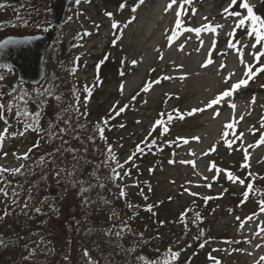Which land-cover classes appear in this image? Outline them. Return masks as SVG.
Masks as SVG:
<instances>
[{"label": "rangeland", "instance_id": "1", "mask_svg": "<svg viewBox=\"0 0 264 264\" xmlns=\"http://www.w3.org/2000/svg\"><path fill=\"white\" fill-rule=\"evenodd\" d=\"M1 2L5 5L16 1ZM249 2L264 18V0ZM170 3L171 0H143L142 3L140 0H81L79 4H71L65 24L58 28L55 21V25L49 22L52 5L46 3L31 9L34 3L30 0L27 7L36 23L33 25H30L32 21L30 24L18 21L10 7H0V41L11 36L55 33L58 40L51 43L47 53V71L61 81L68 77L65 72L74 57L79 58L75 60L77 80L84 84L98 80L97 86L101 85L96 89L97 97L86 105L92 119L100 120L108 112L114 114V108H125L109 118L113 120L111 141L115 161L123 166L118 168L122 175L120 191L132 193L144 202L150 183L154 208L159 209L163 204L167 209L163 211L167 212L165 216L168 218L169 214L174 220H179L185 209L193 211L198 200L205 201L203 197H213L207 200L206 224L198 222L204 220L200 219L201 214L197 223L192 222L195 229L191 234L181 236L183 223L182 228L175 225L171 232L166 231L180 252L177 264H264V231L261 230L264 229V212L258 205L264 199L261 195L264 193V144H259L264 135V72L217 106L218 116L213 109L188 115L193 109L203 108L229 84L246 78V65L252 64L255 70L259 64H264V57L259 64L255 59L257 52H264V46L255 44L254 34H246L251 32L250 21L244 28H238L239 18L224 13L231 0H191L190 3L176 0L169 8ZM231 10L246 15L239 3ZM109 12L113 14L111 17ZM177 21L182 25L179 30ZM113 23H117L118 28H113ZM204 25H212L214 31L187 30L202 29ZM45 28L48 31H44ZM84 32L91 35L82 38ZM169 36L174 38L169 40ZM230 44L236 47H229ZM209 59L213 63L202 67ZM107 61L109 67L103 71L97 67V63L106 65ZM133 61L137 63L133 65ZM222 64L226 65L223 69ZM229 73L234 75L226 84L224 80ZM15 75L0 71V76L4 77L0 81V92L4 93L7 85L18 81L16 71ZM231 103L236 105L234 109L229 106ZM169 115L172 119H168ZM157 120H163L164 124L155 126ZM229 123L233 128L226 127ZM154 126L155 131H152ZM6 127L7 134L0 144V167L21 168L17 157L28 152L32 139L26 134H15L21 130L10 117L7 124L0 119V134H4ZM184 139L188 143H184ZM226 140L231 142V148ZM153 142L166 147L158 148V153L147 157L146 144ZM138 145L143 148L142 152L137 151ZM213 148L215 150L210 151ZM173 160L175 163H170ZM181 161L194 162V166ZM126 172L130 174L125 175ZM228 173L238 179H229ZM24 182L27 181L21 184ZM40 182L43 184L42 180ZM249 183H253L254 188L245 197ZM0 188L6 189L5 183H0ZM18 189L14 187L13 191L18 192ZM54 190L51 184L42 186L38 203L41 212L46 210L53 220L57 233L51 236L57 245L65 234L66 215L73 214L77 204L70 200L68 208L57 205L56 211H50L44 200L46 194L55 195ZM7 197L9 195L0 193V211L12 210ZM190 216L197 217V213ZM250 216L252 219H247ZM11 245L5 257L10 262H18L29 254H22L21 244ZM5 258L0 255V264L6 263ZM46 261L41 259L38 264H46Z\"/></svg>", "mask_w": 264, "mask_h": 264}, {"label": "trees", "instance_id": "2", "mask_svg": "<svg viewBox=\"0 0 264 264\" xmlns=\"http://www.w3.org/2000/svg\"><path fill=\"white\" fill-rule=\"evenodd\" d=\"M15 1L5 5L1 2L0 5H3L1 9L10 7L11 12H16L18 21L24 24H30L32 21L30 25L36 24L32 14L28 13L27 5L30 0ZM32 1L34 4L31 9H34L36 5L44 6L46 3L50 7L52 5L51 0ZM49 12L51 15L49 22L54 24L51 8ZM56 27L60 28V26ZM57 40L58 38H55L54 42ZM75 60L77 59L74 57L73 64L70 63L67 66L68 71L65 73L68 77H64L61 81L55 79L48 70L45 81L38 87L26 86L15 81L7 85L4 90L3 102L14 105L20 103L21 108L24 107L23 103L15 101L13 97L19 95L21 90L26 91L32 97L27 108L30 112H35L37 103L33 100H35L36 91L44 92L45 89H51V95L41 97L47 99V106L43 110L38 125L41 131L30 129L24 132L31 137L30 148L33 150L29 153V159L19 158V163L23 165L22 174L15 176L3 174L5 181L3 183L9 195L7 197L9 207L12 210L4 208L0 211V238L7 241V247L0 246V255L4 258L8 256L6 254L12 249V243L22 245V254L29 252L20 260L16 259L18 262L14 260L10 262V259L5 258L4 264H38L41 259L44 262L47 260L46 264H56L55 261H58L57 264H92L93 261L95 264H177L180 257L173 259L172 253L177 252V249L166 231L169 229L171 232L175 225H180L182 228L181 223H183L185 227L183 232L180 231L181 236L183 233L191 234L195 229L192 222L197 223L199 218L191 217L190 214L194 216L196 213L202 214L200 219L204 218V220L198 222L202 225L206 224V208L209 202L198 200L199 203H195L193 211L185 209L180 213V219L174 220L169 214L168 218L165 216L167 212L163 213V211L167 209L163 207V204L159 209L154 208L151 203V195L154 192L150 183L145 192L147 199L144 202L140 198L136 199L133 197L134 194L129 192L125 193L124 197L120 196L122 175L113 159L114 144L111 141L113 120L108 119L107 124L103 123L104 119L111 118L115 113L108 112L100 120L92 119L86 105L97 97L96 89L101 85L97 86L98 80L86 84L77 80L74 72ZM108 61L106 65L102 62L97 63V67L103 71L104 68L109 67ZM0 71H7L11 76H16L11 68H0ZM52 79H55V82H51ZM85 85L91 88L90 94L85 91ZM14 87L17 89L15 93L11 92ZM55 97H59V100ZM85 112L86 116L81 115ZM4 116L7 119L10 117L16 127L24 131V124L17 122L15 107L11 112L5 110ZM100 127L104 128V138H101ZM37 143L39 147L33 148V145ZM153 144H149L150 147L147 146V150L144 151L147 157L158 153V148L162 150L166 147L156 142ZM109 146L112 150L111 155L108 153ZM66 149L76 151L71 152ZM49 153L54 155L49 156ZM58 156L61 159H58ZM42 157L46 162L40 164L38 162ZM60 169L64 171L57 177L56 173ZM113 169L120 173L119 179L115 178ZM40 180L43 184L39 183ZM23 181L27 182L21 184ZM47 184L55 187V195H45L47 199L44 201L49 207L54 204L60 205L62 209L68 208L70 200L77 204L72 211L73 214L69 212L66 215L65 234L57 245L54 236H51L57 233L55 226L52 225V218L46 210L40 213L35 211L40 207L38 202L42 192L41 187ZM14 187L19 188L17 192L19 195L15 197L16 204L12 203ZM82 189L84 191H81ZM30 195L31 199H29ZM26 201L28 207L24 208ZM148 206H151V211L148 210ZM143 219L144 221L141 222ZM197 229L200 230L199 227ZM117 232L120 235H117ZM43 246L45 248L41 249ZM30 249L32 251H29ZM85 250L89 254L87 257L84 255ZM149 250L158 252L159 255L150 259L146 254Z\"/></svg>", "mask_w": 264, "mask_h": 264}, {"label": "snow or ice", "instance_id": "3", "mask_svg": "<svg viewBox=\"0 0 264 264\" xmlns=\"http://www.w3.org/2000/svg\"><path fill=\"white\" fill-rule=\"evenodd\" d=\"M75 2L77 4H79L81 2V0H75ZM88 2H90V0H88ZM140 2L142 3L143 0H140ZM190 2H191V0H185V3H190ZM175 3H176V0H171V3L168 5V7L171 8L172 4H175ZM238 3H239L240 7H242L243 9L246 10V15L242 14L239 11H232L231 10L232 8H235ZM0 7H3V5H0ZM133 11H135V9H133ZM223 11H224V13H226V14H228L230 16H234V17H238L239 18L238 23L236 25V27H238V28H244L246 23L250 21L251 22V25H250L251 32L250 33H246V34H248V35L254 34L255 35V44L264 46V44H262V42H264V18H262L260 15H258L254 11V6L250 4L249 0H231L230 7H226ZM108 15L111 17L113 14L111 12H109ZM181 26L182 25H181L180 21H177L176 29L179 30ZM96 27L98 28L99 25H96ZM112 27L113 28H118V24L117 23H113ZM216 27H221V26L220 25H216ZM187 30L188 31H196V32L199 33L201 30L214 31V28L212 27V25H204L202 29H187ZM44 31H48V29L45 28ZM90 35H91L90 32H84V33L81 34L82 38H83V36H90ZM230 35L234 36V33H230ZM173 38H174L173 36H169L168 37L169 40H172ZM16 43H18V42L13 40V39L4 40V41L0 42V49L7 47L9 44H16ZM229 47L235 48L236 45L235 44H230ZM181 50H183V49L181 48ZM210 54H211V50H210L209 55ZM261 57H264V52H257L255 54V59H256L258 64H259V61H260ZM162 58L163 57L161 56V59ZM78 59L79 58H77V60ZM132 63H133V65H135L137 62L133 61ZM210 63H213V61L211 59H209L207 61V63L203 64L202 67H207V65L210 64ZM224 67H226V65L222 64L221 65V69H223ZM260 72H264V64H259V67H256L255 70H254V66L252 64L246 65V71H245V74H244L246 78L240 79V80H238L236 82H233V83L229 84L228 88H226L225 90L220 92L218 95H216L214 98L209 100L208 103L203 108L193 109L191 112L188 113V115H192V114H194L196 112H203V111H205L207 109H213L214 112H215V115L218 116L220 113H219V111H216L217 106L222 105V103H224L228 98L232 97L233 94L237 90H239L242 86H247L248 83H249V80L254 78ZM121 75H123V73H121ZM233 75H234V73H229L228 76L225 77L224 82L226 84H228ZM3 79H4V77L0 76V81H2ZM164 79H169V77H164ZM122 88H123V86H121V90H122ZM144 90L146 91L147 89H144ZM16 91H17V89L15 87L11 90V92H13V93H15ZM85 91L90 94L91 93V88L88 85H85ZM47 95H51V89H45L44 92H41V91L37 90L36 91V95H35V100H33V102L37 103V111L30 112L28 110V108H27V105L29 103V100H32V97L26 91L21 90L19 92V95H16V96L13 97V99L15 101L23 103V105H24L23 108L20 107V103H16L15 105L13 103H7V104L4 103L3 102L4 93L0 92V119L5 120V123L7 124V118L4 116V112H5V110L8 111V112H11L13 110V108L15 107L17 122L24 124V131H21V132L15 133V134L23 135L25 131H28L30 129L33 130V131H41V129L38 127L39 120H40L41 115L43 114V110L47 106V99L46 98L42 99L41 97H46ZM55 99L59 100V97H55ZM253 102H254V100H253ZM229 106L232 107L233 109L236 107V105L234 103H231ZM77 111H78V108H77ZM113 111L116 113V115H119L120 112L125 111V108L124 107H120L118 110L116 108H114ZM81 115L86 116L87 113L85 112V113H82ZM161 115H163V114H161ZM22 117L25 118V119H21ZM109 118L104 119L103 123L107 124ZM180 118L182 119L183 116H181ZM168 119H172L171 115L168 116ZM241 119H242V117H241ZM163 124H164L163 120H157L155 122V126H161ZM155 126H154L152 131H155ZM121 127H123V125H121ZM226 127L231 129V128H233V124L229 123V124L226 125ZM262 127H264V124H262ZM164 131L166 132L167 128H164ZM99 132L101 134V138H104L103 137V132H104V128L103 127L99 128ZM6 134H7V127L4 130V134H0V144H2V141H3L4 136ZM224 135L227 136L228 133L226 132V133H224ZM196 139H198V138H196ZM225 142L227 143L228 147L231 148V142H229L227 140ZM65 143H67V142L65 141ZM142 143H146V142H142ZM184 143H188V140L184 139ZM259 144H264V135L261 136V138L259 140ZM146 146L150 147V145H147V144H146ZM37 147H39L38 143L36 145H33V148H37ZM32 150L33 149L30 148L28 150V152L23 154L22 157H17V158L18 159L22 158L24 160L29 159L30 158L29 157V153H31ZM214 150H215L214 148L210 149V151H214ZM57 151H59V149H57ZM66 151L75 152L76 150L75 149H66ZM111 151H112L111 150V146H109V148H108L109 155H111ZM137 151L142 152L143 148H141L138 145L137 146ZM205 154H207V153H205ZM4 155L7 156V153H4ZM48 155L52 156L54 154L53 153H49ZM134 155H135V153H133V156ZM113 159H115V157H113ZM246 159H247V156H246ZM131 160H132V157L130 156L129 157V161H131ZM45 162L46 161L42 157L41 160L38 163L42 164V163H45ZM170 163H175V161L174 160L170 161ZM180 163H182V164L183 163H192L193 166H194V162L181 161ZM117 165H118V167H123L122 165H119L118 161H117ZM243 166L244 165H242V167ZM22 168H23V165H21V168H14V169H8V168L0 167V183L5 182L3 180V174L4 173H9V174L15 176L17 174H22L21 173V169ZM63 171H64V169H60L56 173L57 177H59L60 173L63 172ZM113 172L115 174V178L119 179L120 178V173L116 172L115 169H113ZM129 174H130V172H126L125 173V175H129ZM249 175H251V173H249ZM228 178L231 179V180H234V181L236 179H238V178L234 177L231 173H228ZM239 182L241 184H244L243 180H240ZM208 186L210 187V185H208ZM253 188H254V184L253 183H249L247 185V191L244 194L245 197H247L248 195L251 194ZM81 191H84V189H82ZM186 191H187V189H186ZM0 193H3L5 196L8 195V192L6 191L5 188H0ZM30 193H31V190H30ZM190 194L193 195V196L199 195L198 193H190ZM12 195H13L12 203L16 204L17 201H16L15 197L17 195H19V193H17L14 190ZM261 195H264V193H261ZM120 196L121 197L125 196V192L123 190H121ZM29 199H31V195L29 196ZM45 199H47V198H45ZM145 199H147V197H145ZM203 199L205 201H207L209 199H213V197H203ZM258 205L260 207V211L264 212V199H261L258 202ZM129 206L131 207V205H129ZM27 207H28V202L26 201L25 204H24V208H27ZM148 210L151 211V206H148ZM35 211L37 213H40L41 209L38 207V208L35 209ZM50 211H56L54 204L50 205ZM5 215H7V212H5ZM253 215H255V213ZM197 217L199 218V214L198 213H197ZM237 219H240V218L237 217ZM247 219L251 220L252 217L250 216ZM261 230L264 231V229H261ZM116 234L120 235L119 232H117ZM0 246L7 247V241H5L4 239L0 238ZM30 255H31V253H30ZM84 255L86 257L89 255L87 250H85ZM179 255H180V252H173L172 253L173 259L178 258ZM210 258L213 259L214 261L216 260L215 257H210ZM262 259H264V258H262ZM92 264H95V262L93 261ZM217 264H219V262H217Z\"/></svg>", "mask_w": 264, "mask_h": 264}, {"label": "water", "instance_id": "4", "mask_svg": "<svg viewBox=\"0 0 264 264\" xmlns=\"http://www.w3.org/2000/svg\"><path fill=\"white\" fill-rule=\"evenodd\" d=\"M72 0H52L53 16L57 24L64 22ZM17 41L0 49V67L7 66L16 70L18 81L30 85L39 86L46 78L47 65L45 63L48 50L54 40L53 32L40 33L22 37H7ZM149 258L154 259L159 254L146 252Z\"/></svg>", "mask_w": 264, "mask_h": 264}]
</instances>
